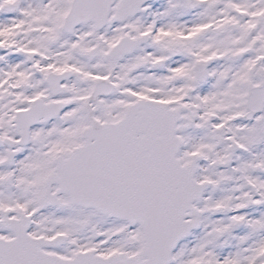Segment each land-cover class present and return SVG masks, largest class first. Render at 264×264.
<instances>
[{"label":"snow or ice","instance_id":"obj_1","mask_svg":"<svg viewBox=\"0 0 264 264\" xmlns=\"http://www.w3.org/2000/svg\"><path fill=\"white\" fill-rule=\"evenodd\" d=\"M0 264H264V0H0Z\"/></svg>","mask_w":264,"mask_h":264}]
</instances>
